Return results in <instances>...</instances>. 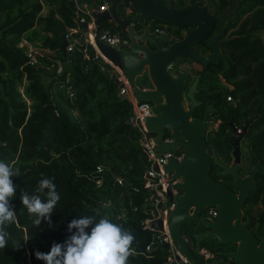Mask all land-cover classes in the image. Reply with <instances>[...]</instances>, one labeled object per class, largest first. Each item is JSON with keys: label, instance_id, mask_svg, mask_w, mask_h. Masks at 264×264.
<instances>
[{"label": "trees", "instance_id": "obj_1", "mask_svg": "<svg viewBox=\"0 0 264 264\" xmlns=\"http://www.w3.org/2000/svg\"><path fill=\"white\" fill-rule=\"evenodd\" d=\"M79 1L103 4L101 0ZM232 1L214 0L216 11L221 13ZM76 3L0 0V161L20 169V175L12 178L18 186L12 200L17 220L6 228L9 238L7 247L0 249V264H45L36 259L35 251L47 253L54 243H64L76 231L69 232L68 224L81 216H94L97 222L107 216L135 237L127 264H167L168 247L156 244L147 249L154 233L143 227L149 215L146 198L150 190L145 180L150 160L138 131L129 122L132 104L120 93L121 82L110 64L90 41H82L87 28L80 17L85 12ZM126 19L129 24H138V17ZM169 26L183 35L182 28ZM99 27L122 32L114 22ZM227 28L235 35L223 45L230 56L211 63L204 75L218 73L229 85L205 84L201 94L206 102L217 100L211 116L221 122L208 129L207 142L229 163L234 158L230 140L233 125L244 128L243 140L250 148L246 152L264 157V37L257 34L264 31V0H242ZM67 34L77 40L72 49L64 51L60 44ZM24 39L52 51V57L35 51L34 60L20 46ZM204 45L212 48L210 40ZM99 165L102 171H98ZM219 169L212 161L209 174L235 187L231 175L216 174ZM115 175L123 176L124 183H115ZM43 178L53 179L60 201L51 223L42 220L35 226V217L22 205L19 193L24 189L46 199L45 194L36 192ZM258 185L244 208L251 212L258 203L262 205L250 224V230L261 239L264 176H258ZM120 197L123 208L104 204L103 199L117 201ZM17 245H21L19 249ZM202 245L214 251L215 259L234 261L218 253L229 245L210 238Z\"/></svg>", "mask_w": 264, "mask_h": 264}, {"label": "water", "instance_id": "obj_2", "mask_svg": "<svg viewBox=\"0 0 264 264\" xmlns=\"http://www.w3.org/2000/svg\"><path fill=\"white\" fill-rule=\"evenodd\" d=\"M101 1L107 2L108 8L94 10L96 25L114 22L131 39L130 47L119 49L96 38L95 42L101 58L105 57L124 69L138 100L152 102V114L147 117V124L151 131L156 132V141L162 140L167 129H170L175 137V141L171 143L162 142L158 150L163 152L169 149L177 150L178 147L185 148V156L182 160L172 157L164 165L166 170L172 172L174 179H181L177 182L179 192L168 190L170 198L176 200L175 208L172 211L167 210L170 215L168 228L173 240L178 243V249L188 261L181 259V255L177 254V260L173 264H177L179 260L180 264L198 263L204 258V254L196 256L190 250L183 233V225L193 220L198 222L200 212L210 206L217 207L218 214L214 219H202L201 222L206 229L193 234L197 251H200L205 238L217 239L224 244L233 242L236 243L235 248L221 250L218 253L231 256L235 261L243 264H264V222L263 237L259 239L249 229L250 218L244 220L243 211V203L251 191L257 188L256 173L264 174V162L258 156V161L253 163L248 174L240 173L241 136L244 132L237 131L231 136L235 163L230 165L219 158L218 153L207 144L208 129L214 125V121L209 118L213 104L208 105L203 117L194 115L196 105L201 103L196 96L200 91L198 85L201 74L195 75L190 81L189 69L181 67L177 70L172 69L182 56H191L204 67L209 63H218L221 55L224 54L222 43L229 40V38L222 39L225 23L242 0H233L220 15L219 31L212 38L213 49L208 54L197 48V44L212 33L217 22V17L210 11L207 2L201 4L200 0H189L190 3L182 7L176 4V0H168L167 3L163 0ZM131 6L138 9L137 23L142 26L139 30L133 23L129 24L125 17ZM147 17L160 18L176 28L189 23H196V26L184 37L165 43L166 39L173 38V34L169 31L158 33L152 30L151 25H146ZM84 25L87 29L82 41L90 39L89 22H85ZM149 41L154 43L155 48L150 46ZM68 44L69 38L64 35L61 48L65 51ZM144 73H147L151 79V87L144 88L136 83L137 76ZM185 89L191 103L189 107L182 98ZM212 158L223 168L218 172L219 174L233 175L237 190L227 187L209 174ZM156 168H159L158 164ZM152 224L155 229L164 228L161 219L153 221ZM164 246L167 247L168 243Z\"/></svg>", "mask_w": 264, "mask_h": 264}, {"label": "built area", "instance_id": "obj_3", "mask_svg": "<svg viewBox=\"0 0 264 264\" xmlns=\"http://www.w3.org/2000/svg\"><path fill=\"white\" fill-rule=\"evenodd\" d=\"M77 6L84 10L85 15L80 17V21L82 22H89L88 29L90 30V41L95 48L98 50L95 39L99 38L105 41L108 44L117 46L119 49L123 47H130L131 39L128 34H123L118 30H114L112 27H104L100 28L96 25V17L94 14V10H105L108 8V3L104 2L100 6H96L93 9H88L86 3H82L79 0H76ZM76 29L71 30V32H75ZM156 31L161 33L165 32V28L163 26H159L156 28ZM69 44L67 45L68 49L73 48V43L76 38L69 37ZM29 43V42H28ZM21 44V43H20ZM34 60L36 57L33 55V51H26ZM99 52V50H98ZM101 55V53L99 52ZM106 62L110 64V69L114 72L116 78L121 82L120 93L126 95L128 100L132 104V112L129 116V122L136 128L140 135L141 144L146 151L150 164L147 169V177L145 180V186L149 188L150 194L146 198V204L148 205L147 212L149 213L148 217L143 221V227L146 229H152L154 231L152 235L151 241L147 245V249L153 248L156 244H165L168 243V248L170 250V254L168 256L167 264H173L176 261V255L180 254L181 259L188 261L187 257L180 252L178 249V243L173 240L172 235L168 228V222L170 220V215L167 213V210L172 211L176 206V200L171 199L168 190L172 189L174 193L179 192V187L177 186L178 180L181 179H174L172 172L166 170L164 165L168 163L169 159L172 157L177 158L178 160H182L185 156V148L178 147L177 150H165L160 152L158 150V146L162 142L171 143L175 141V137L171 134L170 129H167L164 133L161 141H156L155 136L156 132L151 131L148 124H147V117L152 114V102L147 100H138L136 94L134 93L126 72L124 69L117 66L115 63L107 60L105 57L104 59ZM105 68V67H104ZM144 88H148L149 86H143ZM231 99V96H229ZM156 164L159 165V168H156ZM98 171L103 170V166H98ZM125 178L121 175H115V183L123 184ZM102 180H98L100 184ZM205 211H208L207 217L212 219L215 218L218 214V209L215 206H210L205 208ZM163 220L164 228L163 229H155L153 226V221L155 220ZM186 240L188 241L189 247L194 246V240L189 238L186 234H184ZM200 254H204L205 259H209L214 256V251L207 247L202 246ZM199 254V255H200ZM234 260V259H233ZM190 262H188L189 264ZM180 264V260L177 262ZM229 264H243L242 262L237 261H230Z\"/></svg>", "mask_w": 264, "mask_h": 264}, {"label": "clouds", "instance_id": "obj_4", "mask_svg": "<svg viewBox=\"0 0 264 264\" xmlns=\"http://www.w3.org/2000/svg\"><path fill=\"white\" fill-rule=\"evenodd\" d=\"M20 175V169L0 161V249L7 247L9 233L7 226L17 220L15 206L12 200L17 195V185L13 177ZM47 190V191H45ZM37 193L29 195L24 189L20 190L19 198L27 209L35 226L42 220L50 221L60 195L53 179L43 178L39 181ZM68 231H76L64 242L54 243L47 253L35 251V257L45 264H127L133 254L132 244L135 237L122 225L113 223L107 216L96 221L94 216H81L68 224ZM90 229V231H86ZM21 245H17L19 249Z\"/></svg>", "mask_w": 264, "mask_h": 264}, {"label": "flooded vegetation", "instance_id": "obj_5", "mask_svg": "<svg viewBox=\"0 0 264 264\" xmlns=\"http://www.w3.org/2000/svg\"><path fill=\"white\" fill-rule=\"evenodd\" d=\"M164 2H166L167 3V1L168 0H163ZM208 3L209 4V9H210V11L212 12V13H214L215 15H216V17H217V22H216V24H215V27H214V30L212 31V33L210 34V35H208L207 37H205L202 41H200L198 44H197V48H198V50L199 51H201V52H205V53H210V52H212V49H213V43H212V38H213V36H214V34H216L218 31H219V17H220V15L225 11V10H223L221 13H218L216 10H217V8H216V5H215V2H214V0H200L199 1V3H201V4H204V3ZM190 3V1L189 0H176V4L178 5V6H186V5H188ZM241 3V2H240ZM240 3H239V5H240ZM229 5V4H228ZM227 5V6H228ZM239 5H238V7H239ZM238 7H237V9H238ZM236 9V10H237ZM236 12V11H235ZM234 12V13H235ZM233 13V14H234ZM139 12H138V9L136 8V7H134V6H131V7H129V9H128V13L126 14V18H131V16L132 17H139ZM232 14V15H233ZM231 15V16H232ZM231 16L229 17V19L226 21V23H225V31H224V35L222 36V39H227V38H229V40L232 38V37H234L235 35L234 34H232V32H233V29H228L227 27H228V21L230 20V18H231ZM146 25H151L152 26V30H156V28L157 27H159V26H163L164 28H165V32L166 31H169V32H171V34H173V38L172 39H166L164 42L165 43H168V42H170L171 40H173V39H180V38H182V37H184L185 36V34L189 31V30H191V29H193L195 26H196V23H189V24H186V25H183V26H181L180 28H182L183 29V35L182 36H179V34L178 33H176L175 32V30L174 29H171L170 28V26H169V24H163V25H161L160 23V18H155V17H147L146 19ZM133 25L134 26H136V28L139 30V29H141L142 28V26L140 25V24H136V23H134L133 22ZM175 27V26H174ZM176 28V27H175ZM159 33V32H158ZM211 41V43H212V48L211 49H209V48H207L205 45H204V41ZM229 40H227V41H225V42H223L222 43V50H223V45H224V43H226V42H228ZM149 43H150V46L152 47V48H155V45H154V43L153 42H151V41H149ZM224 51V50H223ZM224 55H229V54H227V53H225L224 52V54L223 55H221V57H223ZM230 56V55H229ZM182 57H187V56H182ZM182 57H180L179 59H178V63H177V65L176 66H174L172 69L173 70H177L178 68H187V69H189L190 70V72H191V74H190V81H192L193 79H194V77H195V75H197V74H201V79H200V82H199V88H200V91L199 92H197L196 93V96H197V98L199 99V100H201V103H199L198 105H196V107H195V111H194V115L195 116H199V117H203V115H204V112H205V110L207 109V107H208V105L210 104V103H212L213 104V107L210 109V111H209V118L210 119H212L213 121H214V125H212L211 127H213V126H215L217 123L219 124L221 121L220 120H218V121H216L215 119H213L212 118V116H211V114H212V112L216 109V106H215V102L217 101V100H212V101H208V102H206L205 101V98H203V95L201 94V90L205 87V83H204V81H203V77L205 76L204 75V73H205V70H207L208 69V67H209V65L211 64V63H209L208 64V66L207 67H204V65L202 64V63H200V62H198V61H196L194 58H192L191 56H188L189 58H191L192 60H193V62H196V63H198L199 64V68H198V65H195V70L194 69H192V65H187V66H185V65H182V63L180 62L181 60V58ZM221 57H220V59H221ZM220 59H219V62H220ZM218 62V63H219ZM214 75H219L220 76V74H218V73H214ZM223 80L225 81L224 83H225V85H227V84H229L225 79H224V77H223ZM211 84V83H210ZM188 85H190V83H188ZM188 89V88H187ZM187 89H185L184 91H183V100H184V103L186 104V106L187 107H189L190 105H191V103H190V99L187 97V95H186V91H187ZM230 122V124L231 125H233L234 123H233V121L232 120H230L229 121ZM233 128H234V131H233V133L235 132V131H237V132H244V128H242V127H238V126H235V125H233ZM208 133V132H207ZM243 135H244V133H243ZM243 135L241 136V149H242V152H241V157H240V161H239V171H240V173L242 174V175H246V174H248L249 173V170L251 169V167H252V165H253V163H255L256 161H258V156L262 159V161L264 162V157H262V156H260L259 154H257V153H255V152H253V153H251V152H246L247 151V149H248V147L246 146V143L244 142V140H243ZM230 140H231V138H230ZM232 143V142H231ZM207 144H208V146L210 147V148H212L213 149V147L207 142ZM250 149V148H249ZM248 149V150H249ZM214 150V149H213ZM233 150H234V146H233V144H232V154H233ZM214 152H215V150H214ZM253 155V156H252ZM233 160L231 161V162H229L228 164H230V165H232V164H234L235 163V156H234V154H233ZM212 161H214L213 160V158H212ZM212 161H211V165H212ZM223 161V160H222ZM215 162V161H214ZM219 165V164H218ZM220 166V165H219ZM210 168H211V166H210ZM223 168L220 166V169L219 170H217V172H216V174L217 175H223V174H219L218 172L220 171V170H222ZM209 171H210V169H209ZM226 175H231L232 177H233V175L232 174H226ZM226 175H224V176H226ZM212 176V175H211ZM258 176H264V174H262V173H259V172H257L256 173V176H255V180H256V182H257V188H258ZM233 180H234V178H233ZM221 182V181H220ZM223 183V182H222ZM224 184V183H223ZM225 185V184H224ZM234 185H235V183H234ZM227 186V185H226ZM227 187H229V188H231V189H234V190H237L236 189V186L235 187H230V186H227ZM256 188V189H257ZM255 189V190H256ZM255 190H252L251 191V193H250V195L249 196H251V194L255 191ZM248 196V197H249ZM247 197V198H248ZM247 200V199H246ZM246 202V201H245ZM245 202L243 203V211H244V220H246L247 218H250V223H249V225H248V227H249V229H250V224H252L253 222H254V219H253V217H254V215H256V212L262 207V205L260 204V203H258L257 205H255V209L253 210V211H251V212H247L246 210H245ZM218 209V208H217ZM204 218H209V219H212V218H210V217H207V215H205V216H202L201 214H199V221L197 222V221H192L191 223H184V225H183V233L184 234H186L189 238H191V239H193L194 240V236H193V234L195 233V232H200V231H203V230H205L206 229V226L204 225V224H202V222H201V220L202 219H204ZM259 238V237H258ZM260 239V238H259ZM195 244V243H194ZM235 244V245H234ZM226 245H229L228 246V248L226 249V250H229V249H232V248H235L236 247V243H233V242H231V243H228V244H226ZM203 246V245H202Z\"/></svg>", "mask_w": 264, "mask_h": 264}, {"label": "rangeland", "instance_id": "obj_6", "mask_svg": "<svg viewBox=\"0 0 264 264\" xmlns=\"http://www.w3.org/2000/svg\"><path fill=\"white\" fill-rule=\"evenodd\" d=\"M89 7H91V5ZM257 34L264 37V31H259V32H257ZM20 46L22 48H24V50H26V51H31V50L33 52L39 51L43 55L49 56V57H52V54H53L52 51H50V50H48L46 48H39V47L34 46L27 39H24L21 42ZM180 60H181L180 62L182 63V65H185V66L192 65V69H194V70H195V65H198V68H199V64L196 63V62H193V60L191 58H189L188 56L187 57H182ZM46 78H47V76H46ZM204 79H205V81H204L205 84H210V83H213V82H221V83L225 82L221 75L220 76L219 75H214V73L206 75ZM150 81H151V79L148 77L147 73H144L143 75H138L137 78H136V83H138L140 85H147L148 83H150ZM227 85H229V84H227ZM215 126L217 127L218 123ZM103 201H104V204L110 206L111 208H114V207L119 208L118 206H120L121 208L124 207L123 197H120L117 201H115L112 198L103 199ZM200 214L202 216L208 215V211H205V209H203L200 212ZM190 250L192 251V253L194 255L199 256L200 253L197 251V249L194 246H191ZM211 260H214V261H211ZM213 263L214 264H229L228 262L225 261V259H223V258L215 259V257H211L209 259L203 258L198 263H191V264H213Z\"/></svg>", "mask_w": 264, "mask_h": 264}, {"label": "crops", "instance_id": "obj_7", "mask_svg": "<svg viewBox=\"0 0 264 264\" xmlns=\"http://www.w3.org/2000/svg\"><path fill=\"white\" fill-rule=\"evenodd\" d=\"M86 4H88V5H87V8H88V9H90V8L93 9L94 7H96V6H94V5H92V4H89V3H86ZM90 5H91V7H89ZM46 11H47V7L44 8L43 13H46ZM150 83H151V84H150ZM150 83H148L147 85H142V86H149V87H151V86H152V82L150 81Z\"/></svg>", "mask_w": 264, "mask_h": 264}]
</instances>
